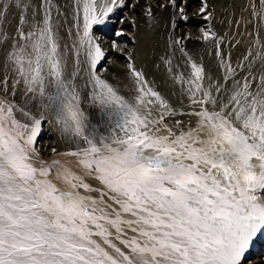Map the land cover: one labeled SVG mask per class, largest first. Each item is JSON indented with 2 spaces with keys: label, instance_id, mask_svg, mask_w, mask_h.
Wrapping results in <instances>:
<instances>
[{
  "label": "snow or ice",
  "instance_id": "6c2138e0",
  "mask_svg": "<svg viewBox=\"0 0 264 264\" xmlns=\"http://www.w3.org/2000/svg\"><path fill=\"white\" fill-rule=\"evenodd\" d=\"M122 5L77 0L62 34L52 0L0 2V264H245L264 237V42L236 67L217 42L220 75L189 57L185 111L131 62L128 95L97 71L93 26ZM44 123L71 160L44 159Z\"/></svg>",
  "mask_w": 264,
  "mask_h": 264
},
{
  "label": "bare ground",
  "instance_id": "6f19581e",
  "mask_svg": "<svg viewBox=\"0 0 264 264\" xmlns=\"http://www.w3.org/2000/svg\"><path fill=\"white\" fill-rule=\"evenodd\" d=\"M70 1L74 0H67V3ZM75 1L77 2V0ZM176 1L181 2L182 7L189 9L193 13L192 16L185 15L184 17H187V19L176 18L175 16L178 15L180 17L183 14H180L181 8L179 6L173 7L171 3L169 4L171 9L156 10L157 8L153 6L163 5L161 4L162 0H124V5L109 15L110 19L103 25H96L103 33L96 39L101 43V47L106 54L104 60L97 66V71L112 82L113 80L115 81L117 72H122L121 81L115 82L127 85L124 92H129L132 87L129 85H132V78L128 75L127 65L131 62L145 73L149 82L170 103L177 107H180L181 103H183L185 109L190 110L187 100L182 98L181 84L174 80V77L178 74H183L185 78L190 74L191 68L188 58L191 57L197 63L203 64L205 69L208 70L207 64L205 62L201 63V61L208 53L214 50L216 53L217 42L220 45V52H225V55L230 53L231 56L236 54L238 45L240 47L244 46L248 50H254L255 45L253 42L244 44L240 41L238 44L228 46L232 40L224 38V32L221 34L222 40L216 35V38L208 41L201 38L198 43L194 41V36L199 33L202 37L201 26H186V22L197 23L199 18L200 20L203 19L202 21H207L208 28L204 30L211 28L216 33L219 30L220 20L227 14L226 8L235 0L209 1L210 6L207 5L206 12H211V16L200 15V13L204 12L200 11L201 8H195L197 4L195 0ZM149 7L152 9L154 19L149 18L146 14ZM173 11H177V14L173 15ZM138 19H142V21H138ZM183 20H186L184 24ZM106 23L109 24L107 28ZM72 24H74V21ZM175 24L177 26H174ZM199 26L200 28H198ZM108 27H111L112 31H108ZM196 29L197 31H195ZM117 32H122L123 35L117 36ZM187 35L190 36L187 41L189 44L183 46L180 42V37L185 36L182 38L185 40ZM177 41L180 43H177ZM193 42L197 44L192 45ZM129 56L132 57L131 61L128 59ZM169 60L171 63H166ZM214 61L217 62V60ZM182 119L185 127H188L189 119L187 117ZM42 129L45 137L37 142V148L40 152L42 149L50 152L54 148L56 151L59 149L65 152L73 147L60 136L55 126L46 123ZM60 159L70 160L72 158L62 157ZM259 241H264V237L259 238ZM262 245L256 243L255 249L260 252L261 256L251 260L249 264H264V249Z\"/></svg>",
  "mask_w": 264,
  "mask_h": 264
},
{
  "label": "rangeland",
  "instance_id": "374dc122",
  "mask_svg": "<svg viewBox=\"0 0 264 264\" xmlns=\"http://www.w3.org/2000/svg\"><path fill=\"white\" fill-rule=\"evenodd\" d=\"M209 1H212V0H195V2L197 3L195 8H201L204 6L205 3H207L208 6H210ZM0 2H2V0H0ZM33 2L36 5H41L44 3V0H33ZM260 3H261V0H235L234 2H231V5L226 8L227 14L224 15L222 19L220 20L219 30L216 32V34L221 38L222 36L221 34L222 32H224V38L232 40V42L229 43L228 46L238 44L240 41L244 44H246V42H248L249 44L253 42V44L255 45L254 50L258 49L259 48L258 41L264 42V21H261L257 16H254L253 12L254 11L258 12L261 10ZM161 4H163L164 7H160V5H154L153 7H156L157 8L156 10H161V9L168 10V8L171 9L169 5L170 0H162ZM178 6L180 8H183L184 11L183 13L179 11L180 14H183L182 15L183 17L182 16L179 17L177 15L175 16L176 18H184L185 15L192 16L193 13H191L189 9H186V7H182L181 2L176 1L175 7H178ZM75 7H76L75 0L70 1L69 3H67V0H52L53 18H54V21H59V23L63 25V27L61 28L62 34H65L67 29L69 28H72L73 32H75V29L73 28V24H72V22L74 21V16H75ZM19 11L20 10L18 9H13L12 16L10 18L14 20ZM40 11L42 14L43 9L41 8ZM173 12H174L172 13L173 15L177 14V11H173ZM204 14L207 16L206 11L204 13H200V15H204ZM108 19H110V17ZM202 20L198 18L197 23L186 22V26L189 27V26H194V25L195 26L200 25L202 29L208 28L207 21L206 20L202 21ZM138 21H142V19H138ZM183 21H184L183 22L184 24L186 20H183ZM105 25L107 28L109 24L106 23ZM174 26H177V24H175ZM200 26L198 28H200ZM108 31H112V28L108 27ZM195 31H197V29ZM101 34H103L102 31H100L99 28H97L96 25H94L93 35L96 38H98L99 36H101ZM184 37L185 36L180 37V42L182 43L183 46H185L186 44H189L187 41L190 39V36L188 35L185 40L182 39ZM199 39H201V35L198 33L196 36H194V41L198 42ZM196 44L197 43H194V42L192 43V45H196ZM248 51L249 50L246 47L244 46L240 47L238 45V50L236 51V54L233 56L229 55L230 53L226 55H225V52L221 51V53L226 59L231 60L233 67H236L237 64H239L243 60V57L248 54ZM2 57H3V49H0V58ZM202 60L203 61H201V63L205 62L207 64L208 70L211 72V74L213 75L222 74L223 69L219 68L220 57L216 56L215 50L208 53V55L204 57ZM214 60H217V62ZM256 66L259 67V63H257ZM2 73H3V70L0 69V74ZM121 76H123V73L117 72V75L115 76V81H121ZM115 81L113 80V82ZM129 85L132 86L131 84ZM124 94L128 95L129 92H124ZM19 98L20 97L17 96V99ZM83 107H85L86 111H90L93 113V115H95V110L90 109L87 104H84ZM185 111H189V110L185 109ZM45 124L46 123L42 125L43 128L45 127ZM44 137L45 135L43 134V132H41L40 136L38 137V141H40ZM69 150H71V148L67 149L65 152ZM57 153H64V151H60L59 149L55 152H53L52 150L50 152L49 150L44 151L43 149L41 151L42 156L46 160H50L53 158H59V159L62 158L60 156H57ZM256 243L263 244L262 248L264 249V241H259V239H256L253 245L249 248L248 252L246 253L245 264H249L251 260L261 256L260 252H257L255 249Z\"/></svg>",
  "mask_w": 264,
  "mask_h": 264
}]
</instances>
